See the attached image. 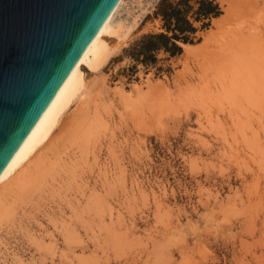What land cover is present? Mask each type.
<instances>
[{
  "label": "rangeland",
  "instance_id": "374dc122",
  "mask_svg": "<svg viewBox=\"0 0 264 264\" xmlns=\"http://www.w3.org/2000/svg\"><path fill=\"white\" fill-rule=\"evenodd\" d=\"M124 1L113 20L131 29L110 37L109 60L98 73L85 70L86 93L61 119L78 112L87 119L84 135L73 131L91 132L87 144L76 137L86 151L67 139L65 152L50 159L55 179L15 200V212L0 221V264H264V0H253L246 15L245 35L258 37L234 52L232 72L218 56L199 65L213 47L203 43L130 69L124 49L159 31L160 20L158 0ZM227 1L218 0L220 14ZM66 226L77 240H66Z\"/></svg>",
  "mask_w": 264,
  "mask_h": 264
},
{
  "label": "water",
  "instance_id": "95a60500",
  "mask_svg": "<svg viewBox=\"0 0 264 264\" xmlns=\"http://www.w3.org/2000/svg\"><path fill=\"white\" fill-rule=\"evenodd\" d=\"M118 0H0V172Z\"/></svg>",
  "mask_w": 264,
  "mask_h": 264
},
{
  "label": "bare ground",
  "instance_id": "6f19581e",
  "mask_svg": "<svg viewBox=\"0 0 264 264\" xmlns=\"http://www.w3.org/2000/svg\"><path fill=\"white\" fill-rule=\"evenodd\" d=\"M153 1H156V0H153ZM124 2H125L124 0H118L113 11L105 19V21L103 22V24L101 25V27L99 28V30L97 31V33L95 34V36L93 37L91 42L85 47V49L83 50V52L79 56L77 62L75 63V65L73 66V68L71 69V71L69 72V74L67 75L65 80L63 81V83L60 85V87L56 91V93L53 96V98L51 99V101L44 108L39 119L33 124V126L31 127V130L29 131V133L27 134L25 139L22 141V143L19 145V147L14 152L11 159L5 165L3 170L0 172V192L2 189H5V188L9 189V190H7V195H9V197L4 196L0 200V221L2 219H5L6 217H9L11 214H13V212H15V210H13L14 209L13 204H14L16 199H21L24 195H27L31 191H34V190L36 191V189L40 190L41 188H43V186H46L50 182V181H48L49 177H50L49 179H51V181H53V179H55L54 175L57 174L58 163H56L55 161L51 162L50 159L53 158L56 160V156L57 155L60 156L59 153L63 152L67 148V146L65 144V141L67 139H68L67 141H69L68 143L76 144V147L77 148L79 147V150H81V151H79L80 155H82L84 149H86V148H84L85 145H84V147H83V145L79 146V143L81 140H83V144H87L86 141L90 140V139H88V136H89V134H91V132L88 130V126H87L86 130H88L89 133H88L87 137H86V135L84 137L83 136L84 135L83 130L80 131L79 127L84 129L86 127V122L87 123H89V122L83 121V120H87V119L85 117H82V114L79 116V114H80L79 112H78V117H75L72 119L70 118L69 120H64L63 122H61V119L64 116V114L66 113V111L69 109L71 104L77 100H80L81 97L86 93V89H87L88 84L86 81L85 70H87L91 73H98L100 71V69L105 65V63L109 60V58H110V56L114 50V48H111L109 45L110 37L115 36V37L121 39V38H124L126 36V33L128 32V29L130 28L129 24L126 26L120 20H117V21L113 20L114 15L117 13L119 7ZM253 2H254L253 0H228L227 6L224 8V13L220 14L217 17L212 18L211 22H212L214 28L207 29L206 35L203 37V40L201 42H198L195 44H190V43L182 44V46L185 48V52H189V53H190V51L195 52L200 47V45L202 43L204 44V46L205 45L207 46L208 44H210V45L212 44L213 47L211 49H208L205 52L202 60L199 62V65L202 66L204 64V67H205V65H208L212 62L211 59H215V58H213L214 56H218V58H221V57L223 58L222 59V60H224L223 64H225L224 66H225V69L227 68V71L229 70V72H232V71H230V67H232L231 70L233 69V71H234V68H235L234 66L237 65L235 62L236 61L238 62V56H236L234 54V52H237V51L239 52L240 50H245L246 48H249L248 46H250L252 44V42L255 40V38L258 37V36H255V37H253L254 40L253 39L251 40L250 34L252 31L251 32L249 31L248 34L245 35V29H244L245 25H247V23L245 24L246 15L248 12L250 13L251 6L254 5V3H255V2L254 3ZM254 11H256V10H254ZM135 17H137V16H135ZM135 17L133 18L132 22H130L131 25H134V23L136 22ZM123 27H127L126 28L127 30L126 31L122 30ZM250 28H248L247 30H249ZM256 40H257V38H256ZM111 41H112V39H111ZM254 43H255V41H254ZM201 47H202V45H201ZM255 54H257V53H255ZM261 57L262 56H260V58ZM239 59H241V58L239 57ZM214 62H216V61L214 60ZM240 62H242L241 63L242 67L240 65H239V67H241L242 69H248L250 66H252V62H250V63L247 61H240ZM220 71H221V69H220ZM233 86H231V87H233ZM231 87L228 90V94H227L228 96L232 95V93L234 91V87L233 88H231ZM212 97H211V99H212ZM75 116H76V114H75ZM71 117H73V116L71 115ZM79 117H81V119H79ZM81 122L82 123L84 122V123L80 124ZM95 122H96V120H95ZM90 123H92V122H90ZM198 123H199V125H201V127H204V125L200 121ZM80 125H82V126H80ZM75 129L77 130V132L80 131L78 133L83 134V135L79 134L78 136H76L75 134L77 132L74 131ZM90 129H92V128H90ZM93 129H92V132H93ZM86 130H84L85 133L88 132ZM73 131H74V133L75 132L76 133L74 134ZM95 131L96 130H94V132ZM71 132L74 135H72ZM79 136H80V138H79ZM229 136H231L232 141L237 143L238 138H239L237 130L231 129L229 132ZM69 137L70 138L72 137L71 138L72 142H70L71 140H69ZM73 137L74 138L78 137L79 139L78 138L73 139ZM77 139L78 140L81 139L79 141V143L77 142L78 141ZM73 140H76V142H73ZM84 140H85V142H84ZM60 145H61V147H60L61 149L59 150L58 147ZM89 145H91V144H89ZM56 148H58V149H56ZM77 148H76V150H77ZM45 149H47V150L49 149V150H51V152L48 151L49 153L47 154V153H45ZM90 149H91V147H90ZM90 149H88V150H90ZM73 153H74V151H73ZM75 154H78V153L75 152ZM75 154H73V155H75ZM245 155H247V154H244V156ZM247 157H248V155H247ZM74 158H73V160H74ZM58 159L60 160V157H58ZM61 159H63V158L61 157ZM69 160H70V158H69ZM70 165H71V163H70ZM71 166H73V164ZM32 167H34L35 169H33ZM73 167H70V168H73ZM80 168H84V167H80ZM70 174H71L70 180H72L74 178V171L71 170ZM80 174H82V173H80ZM67 178H68V176H67ZM11 181H15L14 182L15 185L12 183V185L14 186L13 188L10 187ZM93 193H95V195H96V192H93ZM28 195H30V194H28ZM153 198L155 199V197H153ZM93 200H92L93 201L92 203H94V205H95V202L98 199L95 200V198H94ZM88 202H89V200L86 199V205L87 204L89 205L90 202L89 203ZM99 203L101 204L100 201H99ZM94 205H93V207H94ZM97 207H98V205L95 206L94 209ZM157 208H159V207H157ZM96 211H98V210H96ZM63 230H65V234H63V235H66V240H69V241L71 240V242H72L73 240H75L77 238L75 235L76 232H74L75 230H73V229L68 230L67 226ZM47 247L49 248V245Z\"/></svg>",
  "mask_w": 264,
  "mask_h": 264
},
{
  "label": "trees",
  "instance_id": "16d2710c",
  "mask_svg": "<svg viewBox=\"0 0 264 264\" xmlns=\"http://www.w3.org/2000/svg\"><path fill=\"white\" fill-rule=\"evenodd\" d=\"M220 13L218 0H158L153 17L160 20L159 31L141 35L124 49L135 62L130 69L135 70L137 64L145 67L155 64L160 52L170 57L180 54L182 44L199 41L197 31L207 27L210 19Z\"/></svg>",
  "mask_w": 264,
  "mask_h": 264
}]
</instances>
